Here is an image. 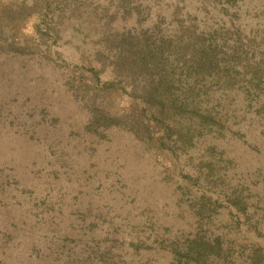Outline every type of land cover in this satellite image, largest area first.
Segmentation results:
<instances>
[{"label": "rangeland", "instance_id": "374dc122", "mask_svg": "<svg viewBox=\"0 0 264 264\" xmlns=\"http://www.w3.org/2000/svg\"><path fill=\"white\" fill-rule=\"evenodd\" d=\"M0 264H264V0H0Z\"/></svg>", "mask_w": 264, "mask_h": 264}, {"label": "trees", "instance_id": "16d2710c", "mask_svg": "<svg viewBox=\"0 0 264 264\" xmlns=\"http://www.w3.org/2000/svg\"><path fill=\"white\" fill-rule=\"evenodd\" d=\"M144 44L146 45V46H149V43L148 42H150V39L149 38H144ZM152 52H151V55L153 56V59L154 60H157V59H160V57H158L157 56V54H160V53H158L157 52V50H155V49H153V50H151ZM148 52H149V50H148ZM147 52V53H148ZM131 61V60H130ZM161 77H164L163 75H161ZM159 78V82H157V86L156 87H154V85H153V89H151V88H149V86L147 87L146 85H143V86H141L140 87V90H141V92L139 91V93H138V97L139 98H141L142 100H144L145 101V99H147L146 97H153V96H156V98H157V95L158 94H161V95H163V93L162 92H160L159 90H158V84H161V83H163L162 82V79H164V78ZM157 94V95H156ZM166 95V94H165ZM160 97V101L162 100V101H164V103L165 104H168L169 102H170V96L168 97L167 95H166V98H163V97H161V96H159ZM142 100H140V101H142ZM149 100V99H148ZM142 103L143 104H145L143 101H142ZM162 103V102H161ZM166 106V105H165ZM164 105H161V108L160 109H158V111H156L154 108L155 107H153V108H150V111L152 112V116L156 119L157 118V115H159V120H161V116H162V112L164 111V107H165ZM126 115H128L127 113H125V114H122L121 115V120H123L122 122H124L125 124V126L129 129V130H131L133 133H134V135L135 136H137L139 139H148V140H157V141H162L163 140V135H164V131H162V132H160L157 136L155 135V133L157 132V131H159V130H155V131H149L145 126L146 125H143L144 127H142V128H139L138 127V125H135L134 123H132L131 121H129V122H127V121H125V116ZM153 118V119H154ZM260 248V247H259Z\"/></svg>", "mask_w": 264, "mask_h": 264}]
</instances>
